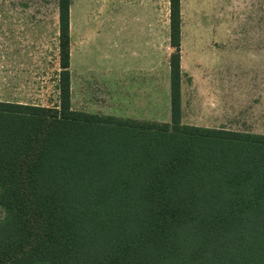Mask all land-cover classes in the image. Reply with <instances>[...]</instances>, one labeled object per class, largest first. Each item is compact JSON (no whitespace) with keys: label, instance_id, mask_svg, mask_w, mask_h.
<instances>
[{"label":"trees","instance_id":"trees-1","mask_svg":"<svg viewBox=\"0 0 264 264\" xmlns=\"http://www.w3.org/2000/svg\"><path fill=\"white\" fill-rule=\"evenodd\" d=\"M0 101V264H264V135L181 122V0H169L168 123Z\"/></svg>","mask_w":264,"mask_h":264},{"label":"rangeland","instance_id":"rangeland-1","mask_svg":"<svg viewBox=\"0 0 264 264\" xmlns=\"http://www.w3.org/2000/svg\"><path fill=\"white\" fill-rule=\"evenodd\" d=\"M181 122L264 135V0H181ZM169 0H71V108L168 123ZM58 0H0V100L58 103ZM4 211L0 208V220Z\"/></svg>","mask_w":264,"mask_h":264},{"label":"crops","instance_id":"crops-1","mask_svg":"<svg viewBox=\"0 0 264 264\" xmlns=\"http://www.w3.org/2000/svg\"><path fill=\"white\" fill-rule=\"evenodd\" d=\"M1 101V100H0ZM1 102H11V103H19V104H26V103H20V102H14V101H1Z\"/></svg>","mask_w":264,"mask_h":264}]
</instances>
